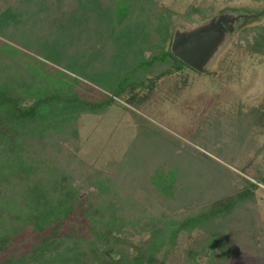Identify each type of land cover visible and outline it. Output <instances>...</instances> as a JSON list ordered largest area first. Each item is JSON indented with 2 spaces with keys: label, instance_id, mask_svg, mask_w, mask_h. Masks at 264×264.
<instances>
[{
  "label": "trees",
  "instance_id": "trees-1",
  "mask_svg": "<svg viewBox=\"0 0 264 264\" xmlns=\"http://www.w3.org/2000/svg\"><path fill=\"white\" fill-rule=\"evenodd\" d=\"M175 14L159 0H0V264H229L240 250L264 255V170L249 180L228 167L262 150L264 106L210 114L190 138L197 148L138 113L173 75L199 73L170 50L182 25ZM211 14L189 5L179 15L194 23ZM239 42L264 57V23L242 27ZM180 78L173 94L186 85ZM82 79L103 98H82ZM118 101L129 106L134 135L111 175L78 157V120Z\"/></svg>",
  "mask_w": 264,
  "mask_h": 264
},
{
  "label": "rangeland",
  "instance_id": "rangeland-1",
  "mask_svg": "<svg viewBox=\"0 0 264 264\" xmlns=\"http://www.w3.org/2000/svg\"><path fill=\"white\" fill-rule=\"evenodd\" d=\"M159 1L176 12L173 19L182 25L176 26L175 29L187 28L202 21L188 23L179 15L189 5L204 7L207 11L210 9L211 15L224 11L254 15L249 19L244 18L234 33L230 34L209 63L207 73L197 74L186 69L173 75L167 84L171 85L172 82L180 80L181 76L186 79V85L180 95L173 94L168 89L170 85H164V88L159 90L142 110L138 111L140 115L172 132L183 143L197 148L196 144L190 142V138L201 121L208 118L210 114L213 115L215 111H219L232 115L238 108L247 110L253 106H264V57L249 53L239 42V30L242 27L264 23V0ZM256 15L259 17H255ZM2 42H6V39L0 37V44ZM55 64L56 66L49 63L52 69L59 67L66 70V66ZM76 91L82 98L89 101L100 100L106 93L97 85L84 79L76 86ZM128 108L127 104L118 101L100 114L87 112L81 115L78 120V157L98 170L107 173L110 171L112 175L114 163L122 160L134 135V119ZM255 145L256 148L262 146L258 154H255L254 150L246 154L239 153L228 166L239 177L253 180L251 175L254 174L256 166L259 170H264V134L257 136ZM248 159L251 163L245 166ZM257 206L264 220V185L262 184H259L257 190ZM160 209L165 210L163 207ZM154 212L158 210L155 208ZM25 246H27L26 242L23 243V241L18 245L14 244V247L21 249ZM4 258L5 255L1 253L0 261ZM229 264H264V255H252L240 250L232 256Z\"/></svg>",
  "mask_w": 264,
  "mask_h": 264
},
{
  "label": "water",
  "instance_id": "water-1",
  "mask_svg": "<svg viewBox=\"0 0 264 264\" xmlns=\"http://www.w3.org/2000/svg\"><path fill=\"white\" fill-rule=\"evenodd\" d=\"M253 16L224 11L187 28H176L170 50L196 72L207 73L209 63L230 34L234 33L244 18L249 19Z\"/></svg>",
  "mask_w": 264,
  "mask_h": 264
}]
</instances>
